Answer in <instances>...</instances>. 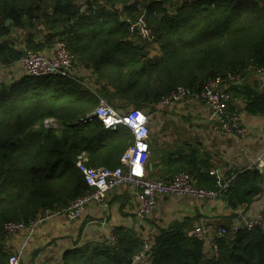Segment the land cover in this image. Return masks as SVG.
Masks as SVG:
<instances>
[{"label":"trees","instance_id":"16d2710c","mask_svg":"<svg viewBox=\"0 0 264 264\" xmlns=\"http://www.w3.org/2000/svg\"><path fill=\"white\" fill-rule=\"evenodd\" d=\"M85 1L88 12L78 0H0V66L13 65L26 49L45 51L63 39L77 64L95 76L91 87L81 77L29 73L0 83V264H9L7 222L28 223L43 208L66 206L90 189L76 165L81 153L92 166L120 164L133 141L128 127L111 130L97 117L79 120L99 103L98 94L116 107L148 108L179 84L198 92L209 78L234 71L242 83L230 87L228 112L238 114L233 99L242 98L245 112L264 115V82L244 80L264 74V0H181L172 8L168 0ZM139 17L153 29V40L132 39L131 23ZM41 23L48 29L39 39L32 28ZM21 27L31 30L24 46H17L10 37ZM154 43L160 54H150ZM49 117L61 126L45 127ZM164 163L163 174L149 168L150 174L168 180L187 171L200 187L220 189L209 157ZM234 172L236 178L220 195L237 209L261 193L264 173L229 169L226 176ZM261 214V224L236 233L229 223L216 227L227 232L214 234V250L190 232L193 220L173 221L153 237L150 264H264ZM113 234L114 241L65 252L62 264H129L142 248V237L123 226Z\"/></svg>","mask_w":264,"mask_h":264},{"label":"crops","instance_id":"0c3cea01","mask_svg":"<svg viewBox=\"0 0 264 264\" xmlns=\"http://www.w3.org/2000/svg\"><path fill=\"white\" fill-rule=\"evenodd\" d=\"M156 47H151V55L158 54L154 50ZM15 67L13 64L0 72V83L19 78L13 70ZM84 68L87 67L79 65L78 73L87 84L93 86L94 83L88 81L89 78H84ZM244 80L253 82L254 79L245 77ZM233 100L237 104V115L247 128L244 136L215 131L210 108L196 97L166 106L155 104L151 109L152 151L149 167L154 172L163 174L167 168L164 162L168 160H188L195 156L204 159L206 156L211 162L210 173L217 178L219 184L227 177V170L246 169L264 153V115L248 114L243 110L242 98ZM117 107L127 109L130 106ZM212 169L218 170L219 174L212 173ZM262 187L261 193L252 203L241 205L237 209L231 208L222 195L204 199L191 195H166L158 200L155 210L149 216L141 219L137 215L139 200L135 189L124 185L111 190L106 202L89 203L79 218L70 220L64 215L53 217L32 234L23 230L15 233L9 240L5 239L4 248L8 254L21 250V264H62L65 252L86 243L108 241L117 226L132 229L144 239L147 236L154 237L160 228L167 227L173 221L190 218L194 225H203L213 231L221 224L231 225L238 216L264 212V183ZM150 233L152 234L149 235Z\"/></svg>","mask_w":264,"mask_h":264},{"label":"built area","instance_id":"2783aa9c","mask_svg":"<svg viewBox=\"0 0 264 264\" xmlns=\"http://www.w3.org/2000/svg\"><path fill=\"white\" fill-rule=\"evenodd\" d=\"M131 23V31L136 28V32L146 38L150 33V28L143 22ZM19 62L22 64L26 73L35 76L59 75L70 79L78 80V73L75 55L71 52L67 43L63 39H58L54 46L45 51H34L26 49ZM81 65V64H80ZM83 66V65H81ZM251 66L244 68L250 70ZM241 81L240 72H228L226 75H217L209 78L203 87L195 92L191 87L179 84L171 92L162 97L158 103L160 106L174 104L184 101L190 97H196L204 102L211 110L214 120V130L236 136H244L247 128L241 123L237 114L228 112V101L232 97L230 87L233 83ZM87 85V84H86ZM90 86V85H88ZM91 87V86H90ZM96 93V92H95ZM99 103L88 112L81 116L79 120L87 121L97 117L102 121L106 128L116 130L119 125H125L133 135V141L122 152L120 164L115 167L107 165L92 166L88 163L85 152L81 153L76 161V165L83 174L89 190L73 199L68 205L58 208H43L28 223L25 221H11L5 224L6 241L12 236L23 230L33 233L36 228L47 220L64 215L73 220L84 214L87 205L91 202H106L107 194L111 190L124 185L131 186L138 195L139 205L137 215L142 219L149 216L156 208L160 198L170 194L191 195L196 198H214L220 196L222 189L227 188L236 178L237 172L224 178L220 183L219 190H211L197 185L196 179L187 171H180L172 178L164 180L157 175L150 174L151 157V132H152V113L147 108L130 106L121 109L109 103L99 94ZM53 117L45 118V127H54ZM246 169H257L264 173V153L259 155ZM214 174L219 171L212 169ZM263 215L238 216L231 224V233H236L241 228H252L263 222ZM190 232L209 243L214 250L216 243L214 234L222 236L227 232L226 227H219L210 231L203 225H194ZM116 237L112 235L110 241ZM153 244V236L143 239L141 250L133 257L129 264H150V251ZM216 253V252H215ZM22 251L16 250L9 254V264H21Z\"/></svg>","mask_w":264,"mask_h":264},{"label":"rangeland","instance_id":"374dc122","mask_svg":"<svg viewBox=\"0 0 264 264\" xmlns=\"http://www.w3.org/2000/svg\"><path fill=\"white\" fill-rule=\"evenodd\" d=\"M98 1L101 2V3H104L105 2V0H98ZM168 1L171 2V4H169L170 8L173 7L171 5H173L174 3L181 2V0H168ZM78 2L80 4V6H81L82 12H88L87 4L85 3L86 1L85 0H78ZM116 7L121 11V9H120L121 6L119 4L116 5ZM144 20H145L144 18H142V17L140 18L139 17L138 20H135L133 23H135V24L136 23H140V22L145 23L150 28V33H149V35L146 38H144L139 33L136 32V28L133 29V31H132L131 34H132V39L135 40V41L136 40H140V37L142 39H145V40H153L154 37H155L154 32H153V29ZM45 29H48V28L46 27L45 24L41 23L38 26H36L35 28H32V32H34V34L36 35V38H39L40 39V38H44L43 36L45 34ZM30 30L31 29L29 27H26V28H23V27H21V28H14L13 33L11 34V37L10 38H13V39L16 40V45L17 46H24L25 41H26V38L28 37V33H29ZM145 40H142V41H145ZM153 45L158 46L156 43H154ZM154 50H156L158 52V54H160V50H159L158 47H156V49H154ZM150 54H151V51H150ZM14 65H16V67L13 70L16 71L17 77L20 78L24 73H26V71L22 67V64L19 61L15 62ZM6 67H8V66H6ZM6 67L3 68L2 66H0V72H2L3 70H5ZM21 71H22V73H21ZM82 72H84V75H83L84 78H87V79L89 78L88 81H92V83H94L95 76L93 74H91V70L90 69H88V68L85 69L84 68V70ZM4 74H6V72H4ZM0 76H2V75L0 74ZM248 77L249 78H253V79L260 80L261 77H263V79H264V74H261V73L260 74H257L256 73V74H253V75H249ZM263 79H261V81H263ZM130 106H132V105H130ZM152 108H153V106H150L147 109H149V111H151ZM53 123L54 124H58L57 126H54V127H59V123L60 122L56 118L54 119V122ZM151 234L152 233H150L149 235H151Z\"/></svg>","mask_w":264,"mask_h":264},{"label":"water","instance_id":"95a60500","mask_svg":"<svg viewBox=\"0 0 264 264\" xmlns=\"http://www.w3.org/2000/svg\"><path fill=\"white\" fill-rule=\"evenodd\" d=\"M10 22H11V19H8L7 23H10ZM239 83H241V81H239ZM46 264H51V263H46Z\"/></svg>","mask_w":264,"mask_h":264}]
</instances>
